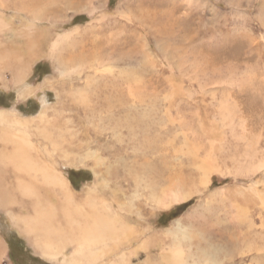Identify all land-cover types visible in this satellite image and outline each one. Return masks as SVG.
I'll return each instance as SVG.
<instances>
[{"label": "rangeland", "instance_id": "rangeland-1", "mask_svg": "<svg viewBox=\"0 0 264 264\" xmlns=\"http://www.w3.org/2000/svg\"><path fill=\"white\" fill-rule=\"evenodd\" d=\"M90 1L92 14L67 10L70 21L40 28L51 41L78 27L58 56L111 58L110 70L60 78L57 58L44 50L22 85L3 71L0 109L28 119L32 155L65 177L72 201L103 199L138 230L116 251L134 248L132 264L149 254L148 264H170L176 250L179 264H264V0ZM2 13L13 22L3 42L14 45L23 19L10 4ZM143 21L162 31L173 62ZM26 86L33 92L20 96ZM45 105L48 118L32 121ZM2 176L12 203L0 205V264H60L11 220L32 215V203L0 161ZM35 184L63 223L60 198ZM174 192L185 197L169 198ZM147 239L148 250L137 249ZM64 250L69 255L72 246Z\"/></svg>", "mask_w": 264, "mask_h": 264}, {"label": "bare ground", "instance_id": "bare-ground-1", "mask_svg": "<svg viewBox=\"0 0 264 264\" xmlns=\"http://www.w3.org/2000/svg\"><path fill=\"white\" fill-rule=\"evenodd\" d=\"M81 2L80 0H0V79L3 77V71H10L14 86L22 85L28 75L31 62L44 50L51 57L57 58L60 78L75 73L79 74L87 68L90 70H110L113 64L111 58L95 57L96 59L70 61L69 63L61 60V55L58 56L60 49H62V43L69 41L78 31V27L63 33H56L51 41L45 40V34L40 28L43 26L42 24L47 23L48 26H53L57 22L70 21L71 18L67 19V10L86 9L89 14L93 13L94 6L90 0ZM8 4H10L13 14L23 19V24L16 31H13L12 38L14 40L11 42H14V45L3 42L5 31L7 32L10 25L13 24L11 21L3 20L2 8ZM103 17L104 13H101L98 20H102ZM143 22L146 30L155 39L161 55L173 62L168 56L170 48L163 47L165 42L161 37L162 31L157 29L155 25L153 27L147 25V22ZM64 63L65 66H62ZM127 88L129 92H132V89L135 90L133 85H129ZM32 92L33 89L26 86L19 94L20 96H27ZM48 106L45 105L40 114L37 117H32L31 120L41 123L43 119L48 118L46 112ZM50 107H53L55 111L54 105ZM223 109L225 108L223 107ZM14 112L8 109H0V142L4 147H8V149H0V161L11 168L16 191L22 197L29 198L30 204L32 203L30 210L33 214L28 216L12 214L13 223L30 236L32 244L41 252L40 255L53 262H60V264H126L129 257L135 253V249H130L128 253H117L116 251L122 245L131 243L139 235L138 230L126 220L119 218L121 216L116 212L112 213L111 206L103 199L72 201L73 194H71L65 177L55 169L40 166L37 155H32L36 152L37 147L35 148L27 136L26 131L31 125L28 123V119L18 116ZM212 166L217 169L216 165L212 164ZM1 179L3 181L4 176ZM204 179L203 181L206 182L207 180ZM35 183L48 185L54 194L60 198V202L63 204L61 205L63 223L59 224L54 221V208L43 205V197ZM4 196L5 193L0 189V205L5 209L12 201L8 197L4 198ZM184 197L177 192L169 196L175 201ZM158 200L162 201V199ZM71 203L74 205L72 206ZM68 245L72 246V251L69 255H65L63 251ZM147 245L148 239L141 240L137 249L146 251L148 250ZM115 252L117 254L111 258L110 256ZM172 254L171 263L167 260L166 255L163 257L164 261L170 264H179L182 256L181 251L176 250ZM149 258H151V254L147 255L144 261L139 264H148ZM130 260L128 264H132Z\"/></svg>", "mask_w": 264, "mask_h": 264}]
</instances>
